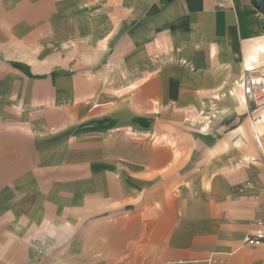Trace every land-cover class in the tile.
<instances>
[{
    "label": "crops",
    "instance_id": "1",
    "mask_svg": "<svg viewBox=\"0 0 264 264\" xmlns=\"http://www.w3.org/2000/svg\"><path fill=\"white\" fill-rule=\"evenodd\" d=\"M217 1L0 0V264H264V16Z\"/></svg>",
    "mask_w": 264,
    "mask_h": 264
},
{
    "label": "built area",
    "instance_id": "2",
    "mask_svg": "<svg viewBox=\"0 0 264 264\" xmlns=\"http://www.w3.org/2000/svg\"><path fill=\"white\" fill-rule=\"evenodd\" d=\"M228 0H218L217 6L222 8ZM246 73L235 82V87L240 91L246 102L253 110L264 107V64L258 67L245 68ZM264 157V156H263ZM247 185L250 183L247 182ZM243 244L248 246H261L264 248V216L257 218L252 232L242 238ZM209 259L187 260L190 264H209Z\"/></svg>",
    "mask_w": 264,
    "mask_h": 264
},
{
    "label": "water",
    "instance_id": "3",
    "mask_svg": "<svg viewBox=\"0 0 264 264\" xmlns=\"http://www.w3.org/2000/svg\"><path fill=\"white\" fill-rule=\"evenodd\" d=\"M252 4L264 16V0H252Z\"/></svg>",
    "mask_w": 264,
    "mask_h": 264
}]
</instances>
